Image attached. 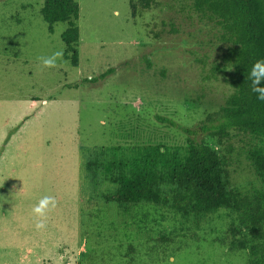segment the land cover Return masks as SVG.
Segmentation results:
<instances>
[{"label":"rangeland","instance_id":"374dc122","mask_svg":"<svg viewBox=\"0 0 264 264\" xmlns=\"http://www.w3.org/2000/svg\"><path fill=\"white\" fill-rule=\"evenodd\" d=\"M78 2L74 66L61 36L68 24L51 31L44 0H0V264H249V250L232 248L230 211L196 226L154 204L122 208L101 198L110 184H92L85 168L110 146L206 139L229 156L234 187L262 186L247 159L257 137L233 130L217 145L202 128L218 123L232 92L219 28L189 0H155L137 17L130 0ZM60 50L62 61L44 68L38 57ZM44 196L57 206L37 230L32 209Z\"/></svg>","mask_w":264,"mask_h":264},{"label":"trees","instance_id":"16d2710c","mask_svg":"<svg viewBox=\"0 0 264 264\" xmlns=\"http://www.w3.org/2000/svg\"><path fill=\"white\" fill-rule=\"evenodd\" d=\"M198 14L219 28L225 44L223 71L228 72L232 92L217 113L218 123L202 127L217 145L233 130L249 133L260 143L247 150V159L262 186L243 191L232 185L228 155L206 139L189 138L185 147L144 144L110 146L86 157L92 184L108 182L101 198L128 208L140 203L171 210L196 226L221 210L230 211L228 230L233 249L249 250V264H264V102L258 101L246 79L252 65L264 59V0H189ZM155 0H130L132 16L150 9ZM43 19L50 25L64 22V56L79 65L80 4L78 0H44ZM156 37L160 34L155 33ZM110 68L97 79L114 73ZM163 120H166L163 118ZM193 134L188 127L178 125Z\"/></svg>","mask_w":264,"mask_h":264},{"label":"clouds","instance_id":"9594fccd","mask_svg":"<svg viewBox=\"0 0 264 264\" xmlns=\"http://www.w3.org/2000/svg\"><path fill=\"white\" fill-rule=\"evenodd\" d=\"M38 59L44 68H55L58 61L63 59V51H56L51 56H41ZM252 93L258 101L264 102V59L257 60L251 67L246 77ZM57 206L55 197L44 196L33 207L32 212L36 219L35 228L43 230L47 227L48 213ZM168 264H175V257H169Z\"/></svg>","mask_w":264,"mask_h":264}]
</instances>
